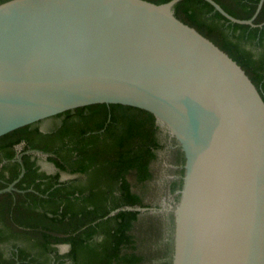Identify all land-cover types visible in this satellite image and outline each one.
Wrapping results in <instances>:
<instances>
[{
  "label": "water",
  "instance_id": "95a60500",
  "mask_svg": "<svg viewBox=\"0 0 264 264\" xmlns=\"http://www.w3.org/2000/svg\"><path fill=\"white\" fill-rule=\"evenodd\" d=\"M178 1L0 3V136L90 104L144 109L185 157L172 264H264V101ZM206 1L240 24L263 2L240 19Z\"/></svg>",
  "mask_w": 264,
  "mask_h": 264
},
{
  "label": "trees",
  "instance_id": "16d2710c",
  "mask_svg": "<svg viewBox=\"0 0 264 264\" xmlns=\"http://www.w3.org/2000/svg\"><path fill=\"white\" fill-rule=\"evenodd\" d=\"M214 1L230 15L249 19L259 0ZM173 10L178 19L235 60L264 101V0L252 20L254 26L229 21L206 0H179ZM55 117H60V122L49 132L30 124L0 136V159L11 158L13 145L24 140L25 149L47 153L57 172L79 173L84 178L77 184L59 182L56 172L43 188L40 182H34L31 192H1L0 201L6 205L3 218L10 225L8 236L31 238V249L39 256L52 251L56 244L68 243L65 255L72 264H172L173 210L179 200L185 163L175 138L153 114L130 105L96 103ZM163 138H170L175 146L169 148L168 157L175 167L167 168L174 177L165 184L174 193V202L167 210H156L147 195L152 192L153 166L164 148ZM24 164L27 169L31 164L28 182H33L37 175L34 161L25 158ZM18 172V164L10 165L6 180H13ZM16 186L21 187L20 183ZM14 196L20 198L14 201ZM126 207L156 209L137 211ZM22 251L21 261L25 259ZM14 260L0 256V264H13ZM31 261L43 262L32 256Z\"/></svg>",
  "mask_w": 264,
  "mask_h": 264
},
{
  "label": "flooded vegetation",
  "instance_id": "af4514ba",
  "mask_svg": "<svg viewBox=\"0 0 264 264\" xmlns=\"http://www.w3.org/2000/svg\"><path fill=\"white\" fill-rule=\"evenodd\" d=\"M258 3H259V1H258ZM255 16L254 17L252 16L253 18L251 17L252 20L255 18ZM251 18H249V19H251ZM250 25L254 26L255 24L252 23ZM259 26H261V24H259ZM61 117H63V116H61ZM56 118H58L59 122H60L61 118L60 117H56ZM38 122L34 123L32 126H34V125L37 126L39 131L49 132L52 130V129L44 130L41 127V125L38 124ZM162 143H164V148L159 151L157 157L159 158V157H161V155H165V160L161 161L162 164H164L165 170H164L163 176H161V178L157 177V174L154 172V180H158V179L161 180V184H162L161 190L163 191L164 195L165 194L168 195L169 198H167V203H165L166 207L157 208L156 210H167V207L168 208L171 207L172 202H174L172 200V195L174 193L170 192L169 189L166 188L165 184H166V181L168 179H171L174 177L171 173H169L167 168L175 167L171 162H169V158H168L170 155L169 148H171V147L173 148L175 146L171 144L170 138H168V139L163 138ZM25 148H26V142L24 140H21V141L15 143L13 145L14 154L11 158L7 159L5 157H1V159H0V182L3 183V187L0 188V193L5 192V191H8V192L16 191V192H19L21 194H24L25 192H28V191L31 192V187L34 185V182H40L41 188H43L45 185L51 183V174H55L57 172V168L55 167V165L53 163H51L47 159L48 154L45 152H42L40 150H37V149H31V148L25 149ZM39 155H41L43 160L48 165H50L51 169H46V168L42 167V165L39 162ZM25 158H27L29 161H34V167L36 168L37 175L34 178L33 182H31V181L28 182L29 180H31V164H28L29 169H27L25 167V164H24ZM158 158H157V160H158ZM157 160L154 163V165L157 164ZM15 163L18 164V167H19V172L17 174V177L11 181L6 180L10 176V165L15 164ZM26 175L28 178V179L26 178L27 181H21L20 179L22 177H25ZM57 175H58L57 181L66 182V183H70V182L74 181V183L77 184V183H80L81 180L84 178L83 174L69 173V172L64 171V170L58 171ZM59 182L55 183V185H57ZM18 183H20L21 187L16 186ZM18 198H20V197L14 196L13 200L15 201ZM28 199H30V198H28ZM26 203L30 204L29 206L31 207L30 201H28ZM5 206L6 205L5 204L3 205L2 201H0V236L3 238V236L5 235L4 239H0V256H1V259H2V257L3 258H13V260L15 259L13 264H22V262H24V264H31V263L37 264L35 261H31V256H32V257L37 258V260H40L41 262L43 261L42 264H58L60 262H62V264H72L70 262V260H68L66 255H65L69 250V244L68 243L56 244V245H54V249L52 251H49L48 253H46L42 256H39V254H35L33 252V250L31 249V238L28 239V238L20 237L21 235L18 237L8 236V233L10 231V225L3 218L5 216V213L3 211ZM21 250H23L22 252H24L23 254L25 256V259H23L22 261L19 259V254H20ZM47 256H48V260L46 259Z\"/></svg>",
  "mask_w": 264,
  "mask_h": 264
},
{
  "label": "rangeland",
  "instance_id": "374dc122",
  "mask_svg": "<svg viewBox=\"0 0 264 264\" xmlns=\"http://www.w3.org/2000/svg\"><path fill=\"white\" fill-rule=\"evenodd\" d=\"M58 123H59V119L54 117V116L46 118V119H43V120L38 122V124H40L41 127L44 130L53 129L55 126L58 125ZM164 160H165V155H161V157H159L158 160H157V164H155L153 166L154 172L157 174V177H159V178H161V176H163V172L165 170L164 164H162V162H161V161H164ZM39 162L42 165V167H44L46 169H51L50 165H48L43 160L41 155H39ZM150 187L152 189V192L149 195H147L148 196L147 200H149L152 203H154V205L157 208L166 207L165 203H167V198H169V196L166 195V194L164 195L163 191L161 190L162 189L161 180L160 179L155 180L154 182L151 183Z\"/></svg>",
  "mask_w": 264,
  "mask_h": 264
}]
</instances>
